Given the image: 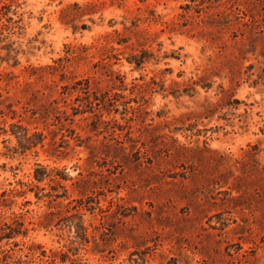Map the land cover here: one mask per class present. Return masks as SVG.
I'll return each instance as SVG.
<instances>
[{
	"label": "rangeland",
	"instance_id": "rangeland-1",
	"mask_svg": "<svg viewBox=\"0 0 264 264\" xmlns=\"http://www.w3.org/2000/svg\"><path fill=\"white\" fill-rule=\"evenodd\" d=\"M173 263L264 264V0H0V264Z\"/></svg>",
	"mask_w": 264,
	"mask_h": 264
},
{
	"label": "trees",
	"instance_id": "trees-1",
	"mask_svg": "<svg viewBox=\"0 0 264 264\" xmlns=\"http://www.w3.org/2000/svg\"><path fill=\"white\" fill-rule=\"evenodd\" d=\"M17 56H18L17 50L13 49V50L9 51V53H8V59L13 60L14 65H17L19 62ZM12 127H13V129H12L13 133L23 135L26 138V142L21 143L22 144L21 147L23 149H28L30 146H32V144L34 142L30 141V137H27V129L23 125L18 124V123H13ZM37 135L39 138H41V134H37ZM173 264H176V263H173Z\"/></svg>",
	"mask_w": 264,
	"mask_h": 264
}]
</instances>
